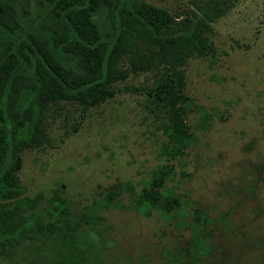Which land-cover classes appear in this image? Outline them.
I'll list each match as a JSON object with an SVG mask.
<instances>
[{"label": "rangeland", "instance_id": "374dc122", "mask_svg": "<svg viewBox=\"0 0 264 264\" xmlns=\"http://www.w3.org/2000/svg\"><path fill=\"white\" fill-rule=\"evenodd\" d=\"M143 1L179 16L199 0ZM211 29L215 60L191 59L184 68L196 111L183 154L162 152L166 138L150 101L159 73H132L125 59L118 66L126 76L105 100L49 103L54 147L20 152L24 195L57 193L73 210L87 205L100 216L82 230L97 264H264V0H237ZM158 177L163 193L181 196L168 214L154 207L146 214L125 193L109 205L101 199L118 184L138 190Z\"/></svg>", "mask_w": 264, "mask_h": 264}, {"label": "trees", "instance_id": "16d2710c", "mask_svg": "<svg viewBox=\"0 0 264 264\" xmlns=\"http://www.w3.org/2000/svg\"><path fill=\"white\" fill-rule=\"evenodd\" d=\"M236 1L199 0L172 16L143 0H0V259L97 264L87 255L90 244L82 230L100 216L87 205L73 210L57 193L24 195L20 152L54 147L45 123L49 103L87 107L105 100L113 94L111 83L126 76L118 66L125 59L132 73H159L150 101L166 138L162 152L183 154L194 140L187 117L196 109L185 92L184 68L191 59L215 60L211 23ZM162 180L138 190L124 182L101 199L109 205L125 193L146 214L151 207L168 214L180 206L181 196L163 193ZM191 217L198 227V209Z\"/></svg>", "mask_w": 264, "mask_h": 264}]
</instances>
